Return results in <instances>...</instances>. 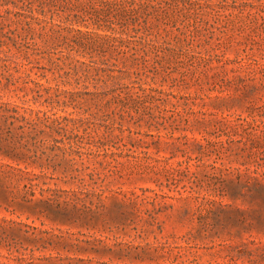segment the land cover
Returning a JSON list of instances; mask_svg holds the SVG:
<instances>
[{
  "label": "rangeland",
  "instance_id": "1",
  "mask_svg": "<svg viewBox=\"0 0 264 264\" xmlns=\"http://www.w3.org/2000/svg\"><path fill=\"white\" fill-rule=\"evenodd\" d=\"M122 1L0 0V264H264V0Z\"/></svg>",
  "mask_w": 264,
  "mask_h": 264
},
{
  "label": "trees",
  "instance_id": "2",
  "mask_svg": "<svg viewBox=\"0 0 264 264\" xmlns=\"http://www.w3.org/2000/svg\"><path fill=\"white\" fill-rule=\"evenodd\" d=\"M123 5L125 8H134L135 5H136V2H129V1H126V0H123L122 1ZM44 114L45 116V122H46V126L49 130H51L52 132L56 133V134H61V133H65L66 132V128H64L62 126V124L59 122V117H56V118H53L52 116L48 115L47 112H41ZM55 116V114H54ZM56 142H59L58 140H55ZM32 159V164H36V163H39L40 160L39 158H30Z\"/></svg>",
  "mask_w": 264,
  "mask_h": 264
}]
</instances>
